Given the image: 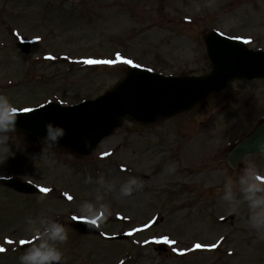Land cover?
<instances>
[{"label": "rangeland", "instance_id": "obj_1", "mask_svg": "<svg viewBox=\"0 0 264 264\" xmlns=\"http://www.w3.org/2000/svg\"><path fill=\"white\" fill-rule=\"evenodd\" d=\"M211 30L264 50V0H0V94L18 111L76 105L113 89L132 66L123 59L163 75H202L210 69L202 37ZM19 42L31 43L27 53ZM117 55L111 65L83 63ZM262 121L264 80H243L168 120L123 118L85 157L8 132L0 179L48 191L24 195L0 184V264H19L34 231L63 253L61 264H264V229L250 225L240 184L249 166L264 178V156L236 169L227 162ZM133 178L143 187L123 196ZM229 188L235 211L224 199ZM85 204L108 205L99 229L128 239L76 231L73 217L91 221L77 213ZM54 222L67 229L66 242L49 239Z\"/></svg>", "mask_w": 264, "mask_h": 264}, {"label": "water", "instance_id": "obj_2", "mask_svg": "<svg viewBox=\"0 0 264 264\" xmlns=\"http://www.w3.org/2000/svg\"><path fill=\"white\" fill-rule=\"evenodd\" d=\"M211 71L203 76H163L138 67H128L124 78L107 94L82 104L62 107L49 104L17 114L15 130L41 141L45 124L51 122L65 129L64 137L53 148H66L78 156H87L97 145L130 118L143 125L170 119L200 106L213 95L223 91L236 80L264 79V52L252 51L240 41L212 31L202 37ZM29 43L18 47L28 52ZM264 123L248 138L239 143L228 157L232 168H237L249 155H264ZM0 182L23 194L41 191L19 178ZM78 232L101 234L95 225L76 221ZM127 236L109 239H126Z\"/></svg>", "mask_w": 264, "mask_h": 264}, {"label": "clouds", "instance_id": "obj_3", "mask_svg": "<svg viewBox=\"0 0 264 264\" xmlns=\"http://www.w3.org/2000/svg\"><path fill=\"white\" fill-rule=\"evenodd\" d=\"M18 108L9 102L7 95L0 94V163L7 159L9 153H11L9 147L6 144L8 132L15 131V123L17 119ZM45 135L42 137L41 142L47 148L55 147L59 141L65 135V129L60 125H55L51 122L45 124ZM261 149L264 150V145H261ZM246 177V178H245ZM90 180L86 179V183ZM240 184L244 187L242 191L246 193L244 200L247 202V206L250 212L249 223L253 228L264 229V178H262L260 172L254 167H246L244 170V176L240 178ZM133 185H136L137 189L143 187V182L136 178L128 181L126 185L121 187V193L123 196H130L133 194ZM224 199L229 202H233V196L231 195V189L229 188ZM237 204L235 202L230 206V211H235ZM85 208L87 209L85 211ZM77 213L91 220L92 225L97 222H104L111 216L112 212L110 207L102 206L98 210L93 211L91 204H85L83 207L77 208ZM29 218H26L28 220ZM45 229V232H48ZM42 234L39 231L32 233V239L34 241H40L32 243L29 248L24 251V254L19 256V264H52L57 262L61 264L63 261V253L49 246L41 239ZM49 239L64 243L68 239V231L64 225L60 223H52Z\"/></svg>", "mask_w": 264, "mask_h": 264}, {"label": "snow or ice", "instance_id": "obj_4", "mask_svg": "<svg viewBox=\"0 0 264 264\" xmlns=\"http://www.w3.org/2000/svg\"><path fill=\"white\" fill-rule=\"evenodd\" d=\"M118 61H121V57L119 55H117L116 57V61H113V60H95V59H86L83 61V63L85 64H89V65H93V64H107V65H111L115 62H118ZM123 63L125 64H129V65H132L133 67H139V65H136V64H133V61L130 60V59H123L122 60ZM41 191H48L46 188L45 189H41ZM68 199H71V197L69 196ZM73 219L75 220L76 217H73ZM164 242L167 243L168 242V239L167 237L164 238ZM21 243H24V241H21ZM195 248L199 249L201 248V244H196L195 245ZM0 251H3L2 248H0Z\"/></svg>", "mask_w": 264, "mask_h": 264}, {"label": "bare ground", "instance_id": "obj_5", "mask_svg": "<svg viewBox=\"0 0 264 264\" xmlns=\"http://www.w3.org/2000/svg\"><path fill=\"white\" fill-rule=\"evenodd\" d=\"M136 245V246H135ZM134 246H133V248L134 249H136V250H139V249H141V248H144L145 246H146V244L145 243H142V244H135ZM206 246H212V243H210V244H205ZM204 248H206V247H204ZM124 254V253H123ZM237 258H239L238 257V255H237ZM130 259H132L133 261H132V263H134V262H136V260H137V258L135 257V256H133L132 258H130ZM242 261L239 259L238 260V264H240ZM52 264H57V262H52ZM137 264H141L140 262H138ZM143 264V263H142Z\"/></svg>", "mask_w": 264, "mask_h": 264}]
</instances>
